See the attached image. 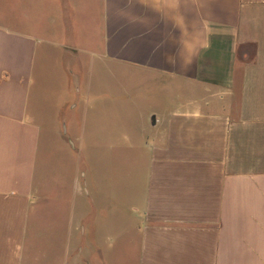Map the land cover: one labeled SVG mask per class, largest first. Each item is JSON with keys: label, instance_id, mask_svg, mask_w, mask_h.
<instances>
[{"label": "crops", "instance_id": "obj_1", "mask_svg": "<svg viewBox=\"0 0 264 264\" xmlns=\"http://www.w3.org/2000/svg\"><path fill=\"white\" fill-rule=\"evenodd\" d=\"M0 264H264V0H0Z\"/></svg>", "mask_w": 264, "mask_h": 264}, {"label": "rangeland", "instance_id": "obj_2", "mask_svg": "<svg viewBox=\"0 0 264 264\" xmlns=\"http://www.w3.org/2000/svg\"><path fill=\"white\" fill-rule=\"evenodd\" d=\"M119 167H120V164H119ZM119 170H124V167L122 166V168H118V170L117 171H119ZM87 203L89 202L88 200L86 201ZM118 225H119V234H120V232L121 231H124L123 229H124V227H126V224H125V222H118Z\"/></svg>", "mask_w": 264, "mask_h": 264}]
</instances>
